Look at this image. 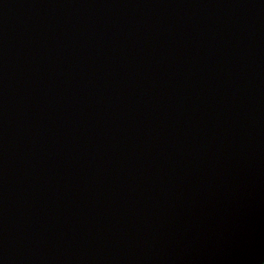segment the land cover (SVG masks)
Returning a JSON list of instances; mask_svg holds the SVG:
<instances>
[{
    "label": "water",
    "instance_id": "obj_1",
    "mask_svg": "<svg viewBox=\"0 0 264 264\" xmlns=\"http://www.w3.org/2000/svg\"><path fill=\"white\" fill-rule=\"evenodd\" d=\"M0 264H264V0H0Z\"/></svg>",
    "mask_w": 264,
    "mask_h": 264
}]
</instances>
